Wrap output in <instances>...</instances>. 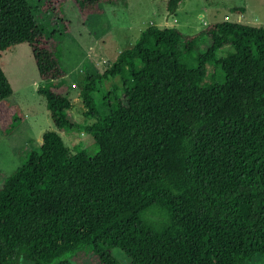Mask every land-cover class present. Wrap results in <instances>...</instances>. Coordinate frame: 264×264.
Wrapping results in <instances>:
<instances>
[{
	"label": "trees",
	"instance_id": "trees-1",
	"mask_svg": "<svg viewBox=\"0 0 264 264\" xmlns=\"http://www.w3.org/2000/svg\"><path fill=\"white\" fill-rule=\"evenodd\" d=\"M69 1L85 19L109 0ZM179 1L166 0L167 12ZM36 10L27 0H0V56L27 43L53 124L1 176L0 264H71L63 257L84 248L100 264H121L109 247L129 257L125 264L264 257V26L223 19L187 34L147 25L103 71L84 72L78 94L93 121L80 125L69 120L58 82V40ZM115 75L119 83L98 102L101 80ZM10 93L0 60L5 133L24 118ZM74 128L92 136L95 153L63 143L59 131Z\"/></svg>",
	"mask_w": 264,
	"mask_h": 264
},
{
	"label": "rangeland",
	"instance_id": "rangeland-1",
	"mask_svg": "<svg viewBox=\"0 0 264 264\" xmlns=\"http://www.w3.org/2000/svg\"><path fill=\"white\" fill-rule=\"evenodd\" d=\"M27 1L31 6H38L34 17L43 31L53 32L58 40V59L65 72L58 82L66 86L65 93L71 103L67 113L69 120L80 125L93 121L86 115L78 94L84 72L103 71L119 50L136 41L147 25H173L181 32L190 34L200 31L207 23L222 21L227 15L229 21L264 26V0H180L173 13L167 12L166 0H109L101 3V13L85 19L78 15L69 0H62L59 5L57 0H51L52 9L46 10L39 6L49 0ZM55 7L58 8L53 10ZM236 7L243 10L237 12L234 10ZM0 60L11 87L7 100L17 103L24 113L23 120L11 132L0 130L1 179L3 174L7 175L21 165L30 150L39 148L42 133L53 128V124L45 107L44 96L36 91L42 81L27 43L13 44L4 49ZM114 83H119L118 75L101 80V94H94L98 102L104 89ZM59 135L70 151L83 149L92 155L97 150L92 136L82 130L63 129ZM105 250L121 264L129 261V257L117 247ZM63 258H67L71 264H100L97 256L87 248ZM21 263L31 264L26 260ZM245 264H264V257L255 254Z\"/></svg>",
	"mask_w": 264,
	"mask_h": 264
},
{
	"label": "built area",
	"instance_id": "built-area-1",
	"mask_svg": "<svg viewBox=\"0 0 264 264\" xmlns=\"http://www.w3.org/2000/svg\"><path fill=\"white\" fill-rule=\"evenodd\" d=\"M224 19H228V16L227 15H224ZM203 23H204V21H203Z\"/></svg>",
	"mask_w": 264,
	"mask_h": 264
},
{
	"label": "crops",
	"instance_id": "crops-1",
	"mask_svg": "<svg viewBox=\"0 0 264 264\" xmlns=\"http://www.w3.org/2000/svg\"><path fill=\"white\" fill-rule=\"evenodd\" d=\"M179 3V2H178ZM178 5V4H177ZM166 22V21H165ZM150 23H152V21L150 22Z\"/></svg>",
	"mask_w": 264,
	"mask_h": 264
}]
</instances>
